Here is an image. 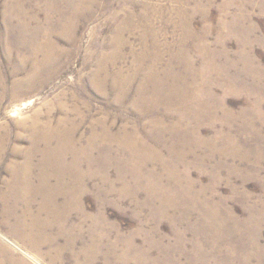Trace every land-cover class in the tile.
I'll return each mask as SVG.
<instances>
[{
	"label": "rangeland",
	"instance_id": "1",
	"mask_svg": "<svg viewBox=\"0 0 264 264\" xmlns=\"http://www.w3.org/2000/svg\"><path fill=\"white\" fill-rule=\"evenodd\" d=\"M88 248L264 264V0H0V264Z\"/></svg>",
	"mask_w": 264,
	"mask_h": 264
},
{
	"label": "bare ground",
	"instance_id": "2",
	"mask_svg": "<svg viewBox=\"0 0 264 264\" xmlns=\"http://www.w3.org/2000/svg\"><path fill=\"white\" fill-rule=\"evenodd\" d=\"M21 176L23 177L25 182H27V179L29 177L27 172L25 171V174H23V175L21 174ZM46 176L51 177L52 173L50 171H46V173H43L42 180H44ZM40 180H41V178H40ZM96 251H97V248H88L87 251L85 252L84 258L80 262H77V264H92ZM125 261H126V259L124 257V252H122V260L120 261V264H125Z\"/></svg>",
	"mask_w": 264,
	"mask_h": 264
}]
</instances>
